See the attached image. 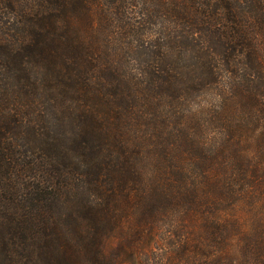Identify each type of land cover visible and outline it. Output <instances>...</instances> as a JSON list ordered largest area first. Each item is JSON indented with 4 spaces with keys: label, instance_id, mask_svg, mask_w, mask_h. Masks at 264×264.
I'll return each mask as SVG.
<instances>
[{
    "label": "trees",
    "instance_id": "16d2710c",
    "mask_svg": "<svg viewBox=\"0 0 264 264\" xmlns=\"http://www.w3.org/2000/svg\"><path fill=\"white\" fill-rule=\"evenodd\" d=\"M117 233L264 264V0H0V264Z\"/></svg>",
    "mask_w": 264,
    "mask_h": 264
},
{
    "label": "rangeland",
    "instance_id": "374dc122",
    "mask_svg": "<svg viewBox=\"0 0 264 264\" xmlns=\"http://www.w3.org/2000/svg\"><path fill=\"white\" fill-rule=\"evenodd\" d=\"M122 233H117L110 241V245L112 248L113 254H118L117 260L118 264H143L146 259L152 260L153 264H156L161 260L162 257V249L158 248V246L154 247L153 244H150L148 246L143 245L141 249L132 248L128 251V247L125 244L124 240L122 239ZM126 252H131V257H123L121 253V250ZM116 256V255H115ZM122 259V261H120Z\"/></svg>",
    "mask_w": 264,
    "mask_h": 264
}]
</instances>
